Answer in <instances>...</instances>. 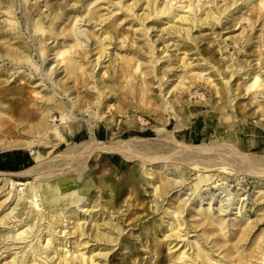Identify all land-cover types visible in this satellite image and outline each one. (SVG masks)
I'll return each mask as SVG.
<instances>
[{
	"label": "bare ground",
	"instance_id": "bare-ground-1",
	"mask_svg": "<svg viewBox=\"0 0 264 264\" xmlns=\"http://www.w3.org/2000/svg\"><path fill=\"white\" fill-rule=\"evenodd\" d=\"M22 1L28 8L24 14L37 46L36 55L42 64L56 49V65L41 69L40 62L33 60L31 45L19 33L16 0H0V61L17 65L11 76L22 66L30 70L21 71L13 87L1 86L10 75L0 82V152L28 149L35 162L17 172L0 171V198L4 197L0 202V225L12 223L7 234H3L6 229L0 230V256L19 249L4 256L2 260L10 259L3 263L0 260V264H107L109 250L116 245L120 250L127 249L125 237L117 238L126 227L122 206L117 205L122 182L96 178L94 173L116 158L122 165L139 159L123 180L131 188L123 200L126 208L132 204L133 192V199H141L144 190L139 183L145 180L153 188L151 209H162L158 219L144 225L146 242L155 239L156 246L140 244L148 250L144 254L153 253L155 261L141 258L140 264H164L163 255L158 257L164 243L171 264H264V226L259 227L264 223H259L264 221V182L256 187L254 193L258 195L251 204L252 208L261 202L260 213L247 215L239 222L229 218V224L224 218H214L209 206L197 209L198 202L187 206L202 189L218 186L216 177L224 174L221 179L226 181L231 171L246 166L238 158L207 153L212 150L208 145L223 144L219 142L222 135L232 131L236 140L242 134H252L253 148L259 146L256 132L264 130V0H101L100 4H94L96 0ZM244 8L245 12L236 16ZM34 12L39 14L35 20L31 18ZM69 14H73L71 21L61 28L60 23ZM126 24L130 27L123 28ZM154 25L166 27L151 36ZM206 30H211L208 35L203 33ZM117 39L118 46L126 49L113 56L111 46ZM3 64L0 71H11L1 68ZM59 65L64 75L57 79ZM35 75L41 86H46L44 90L27 85L36 81L30 80ZM48 86L52 90L48 91ZM191 94L195 95L194 101L189 98ZM136 116L143 122L139 129ZM202 117L221 124L213 138L218 137L207 146L197 145L198 154L188 150L177 155L182 151H175L177 145L189 148L177 140L182 129L190 119ZM83 118L89 138L77 143L82 138L78 130ZM146 119L166 130L171 119L177 120V130L171 136L176 146L137 139L149 133L144 128ZM102 124L109 128L113 139H118L116 142L98 137ZM125 136L130 139L122 140ZM61 148L65 151L53 160L41 154ZM219 155H223L222 160H218ZM101 159L105 162H99L98 167L90 166L89 162ZM163 159H170L168 166L177 173L157 185L147 176L154 173L157 178L155 169L164 163ZM246 160L261 166L253 167L252 172L264 181V160L253 155L246 156ZM152 165L156 168H148ZM111 174L115 175L107 173ZM188 184L190 194L175 199ZM14 187H19V192L13 199ZM170 192L176 193L174 203L164 208ZM89 199L88 204L93 201V205L83 210ZM221 199L217 201L219 211L228 215L229 206L221 204ZM244 200L238 197L235 203H240L239 213ZM97 206L107 218H93L91 209ZM188 208L198 210L201 216L193 224L182 216ZM78 209L84 211V221L76 214ZM91 214L92 223L85 225ZM114 214L118 218H113ZM165 215L173 223L167 220L163 227ZM255 226L260 230L250 236ZM227 228L229 238L225 240L220 232ZM160 232L168 243L158 240ZM191 232L195 234L190 236ZM9 238L18 242L8 243ZM90 241L96 242L93 249L88 246Z\"/></svg>",
	"mask_w": 264,
	"mask_h": 264
},
{
	"label": "rangeland",
	"instance_id": "rangeland-1",
	"mask_svg": "<svg viewBox=\"0 0 264 264\" xmlns=\"http://www.w3.org/2000/svg\"><path fill=\"white\" fill-rule=\"evenodd\" d=\"M86 2H88V1H86ZM16 3H17L16 4L17 9L15 11V17L17 18L16 20L19 23V27H18L19 33L21 35L23 34V36L26 37L25 41L28 42V44L31 45V48L33 49L32 58L34 61H37V63H38V62H40V60H39L38 56L36 55V47L37 46H36V44H34V41L31 37L33 33L29 32V30H28L31 26H28L29 21H26V19H25L26 16L24 14L25 11L26 12L28 11V8H26V6H23L22 0H16ZM96 3L100 4L101 0H96L94 4H96ZM44 9L45 8H43V10ZM237 10H238V8L233 10L230 14L235 13ZM245 10H246V8H244L241 12L236 14V16L240 15L242 12H245ZM38 16H39V14L37 12H34L31 15V18L33 20H35ZM72 16H73V14H69L67 17H65L64 21L62 20V22L60 23L59 26L62 28L65 24L70 22L72 19ZM33 20H31L30 22H32ZM242 22H244V21H242ZM80 24H83V22L81 21ZM238 26H239V24L236 27H238ZM129 27L130 26L128 24H126V25H124L123 28H129ZM165 27H166L165 25H161V26L154 25V28H152L150 30L151 36H152V34H154L158 30L163 29V31H164ZM82 28L83 29L85 28L87 30L86 26H82ZM260 28H261L260 25L256 27L257 30H259ZM210 31L211 30H206L203 33L208 35L210 33ZM217 32H220V30H217ZM223 32H224V30L221 31V34H223ZM164 36H166V34ZM212 36H215V35H212ZM255 36H258L257 31L255 33ZM14 41L15 40H13V42ZM51 41H52V39L49 40V42H51ZM90 41L91 40H89V43H90ZM119 42H120V40L117 39L116 42H114L111 46L110 52L113 56L117 52L123 53V51L126 49V47L121 48L120 46H118ZM85 43L86 42H84V44ZM92 47H93V45H92ZM170 49H173V48L170 47ZM251 49H255V46H254V48H251ZM227 50H230V47H228ZM230 51H232V50H230ZM55 52H56V49L49 53L50 55L42 64L40 62L39 65H41V69H44V68L46 69L48 66L53 68L56 65V62H55L56 59L54 58ZM118 56H120V55H118ZM162 60H164V59H162ZM2 63H4V64L1 66V68H10L11 71H9V72L0 71V82L4 81L6 78H8L10 73L13 71L12 69L17 66V65H11L12 63H10L6 60L4 62L0 61V64H2ZM106 64H108V63H106ZM59 67H60V65L57 66V68H59ZM26 68H27L26 66L16 68L17 69L16 73L13 76L10 75V77L8 78V81L3 82L1 84V86H3V87L15 86L18 83V80H17L18 74ZM62 69L63 68L61 67L57 71V73L60 74L59 76L56 77L57 79L64 75V72L60 73L62 71ZM97 69H98V67L95 69V71ZM28 71H30V70L29 69L25 70V72H28ZM34 73L35 72H33V74ZM53 77H54V74H53ZM33 78H35V79H30V80H36V81H32V83H27V85L29 87H35L39 91H42V89L44 90V88L46 86L45 87L41 86L42 83L39 82V76L35 75ZM234 78L235 77H233L232 79H234ZM171 81L172 80H169L168 82L170 83ZM231 82L233 83L234 80ZM47 85H50V84L48 83ZM155 86H157V83L155 84ZM47 90L48 91L52 90L51 86H48ZM43 93H46V91H44ZM189 98H191L194 101L195 95L191 94V95H189ZM112 100L113 99H111V101ZM106 110L108 111L109 109L107 108ZM107 114L112 115V112H107ZM142 118H143V116H142ZM85 120H86V118L82 119L83 122H81V124H83V125L78 130L79 131L78 133H80V136H82V138H79L76 141L77 143L84 141V140H87L89 138ZM135 120L137 123L136 128L139 129V127H141L143 125V122L140 120L139 116H136ZM171 123L172 124L170 125V127L166 130L161 125H158V124L153 123L150 120L146 119L144 128L147 131H149V133H147L144 136L139 135V136H137V139H140L141 141L152 142V143H156V142L170 143L173 145V147H175L176 144L171 140V136L177 130V128H176L177 120L171 119ZM253 123H255V120H253ZM220 125L221 124H218V122H214L213 120H209L208 118H205V117H202L198 120H196L194 118L190 119L186 123L184 128L182 129V133L180 134V136L177 137V140L186 144L187 146H189V148L179 147L177 145V147L175 148V151H179L182 149L181 153L178 152L177 155L182 154L183 152L188 151V150L193 152V153L199 152V150H196L195 147L197 145H204V144L207 146L208 143H211L210 140L217 138L218 136H216L215 138H213V137L215 136L217 129L221 127ZM116 127H118V124ZM225 131H227V129ZM98 132H99L98 137L105 142H110V141L116 142L118 140V139L112 138L111 131L104 124H102L101 127H99ZM256 134H258L256 141L259 144V146L257 148H253V146L251 144V140L253 139L251 137L252 134H250V133L248 135L242 134L241 136H238V138L236 140L235 139L236 136L233 135L232 131H228V132H226L225 135H222L223 140L219 141V142H222L223 144L218 145L216 147L209 146V145L207 146V148L212 149V150H208L207 153H211V152L216 153V154L221 153L223 155L225 154L224 156H226V157H235V158L239 159V161L241 162V165L246 164V166L242 167L238 171H235V170L231 171L230 175L226 177L227 178L226 181L221 179V176H224V174H221L218 177H216L218 180L216 182V184H219V185L216 186L215 188H213V190L212 189H208V190L202 189L200 192L197 193V196H195V198L192 202H191V199L188 201L187 206H188V204L193 203V202L194 203L198 202L197 203L198 204L197 209H198V207L199 208H202V207L206 208L209 206V208L211 209L210 212L214 216V218H218V217L224 218V220H226V222H228L229 224L232 222V220L228 221L229 218H233V220L239 222L241 220H244L247 217V215L249 217H255L256 214L260 213L259 209L261 208V206H260L261 202L256 204L252 208H251V204L253 202H255V199L257 198V195H258L256 193H254L256 190V187L259 185V183L264 182V181L259 180V179H261V177H258L259 179L254 177V176H258V175L253 174L252 168L254 167L255 169H258V168H261V166L256 165V164L255 165L250 164V162L248 160H246V156H251V155L255 156L256 158H261L264 160V130H262L261 133L256 132ZM52 139L54 142L56 141V140H54L53 137H52ZM123 139L124 140L130 139V136H125L122 138V140ZM74 144L75 143H73V145ZM13 151H22L23 154L19 155L21 160L19 161V157H18V159H16V163L13 164L14 170L4 169V170H0L1 172H5V173L17 172V171H20V170L25 169L27 167L29 168V167H32L35 165L32 154H30V151L28 149H24V148L1 151L0 152V165H4V166L7 165V164H3L4 163V155L6 153L13 152ZM64 151H65L64 148H61V149L56 150L54 152H52L51 149H47L45 152L41 151V154H44L46 156V158L48 156H51L49 158V160H53V158H59L56 156L62 154ZM170 154L174 155L176 153L171 152ZM223 155H219L220 158L218 160H222ZM25 156L28 157L27 160H24ZM138 161H139V159L129 161L126 165H122V164H117V158H116V160H113L111 164L105 163V166L101 167L99 170L94 171L96 178L109 177V178L113 179V182L115 184L116 183L119 184L120 182H122L121 188H120L122 194L120 196V200L117 202V205L122 206V211L124 212V216H123L124 217V225L126 227H125V231L122 234L117 235V238L119 239L121 236L125 237V243L127 244L128 248L124 249V250H120L119 245H116L113 249L109 250V252L107 254V258H109L110 261H109V263L107 262V264H140L141 262H139V261H142L141 258H144V260L150 258L151 263L155 261V258H151L153 253L144 254V251H148V250L145 249V247H140V244H143V243L145 245H149V246H156L155 245V239L154 240L147 239V242H146L147 231L144 230V225L148 224L150 221H152L154 219H158L161 216V212H162V209H160L159 211H154L151 209V206L154 205L152 202L153 197H154V193L152 192V189H153L152 185H149L145 180H141V182L139 183L140 188L144 190V192L141 193V199L140 200L133 199V196L135 195L133 192V194H131L132 196L130 197V199L132 201L131 206L126 208L125 204H123V200H125V198L128 196V194L130 193V190H131V188H129V185L123 184V180L127 179V174L129 172V170L131 169L133 164L137 163ZM163 161H164V163H159V167H157V168L155 167V165L148 166V168H156L155 169L157 172L156 175H158L157 178L155 177L154 173H153V175H150L147 177L153 178L150 180H153L155 182L157 181V183H156L157 185L159 184V181L161 179H163V178L166 179L167 176L174 178L175 177L174 174L177 173V171H175L174 169H170L171 166H168L169 163L171 162L170 159H163ZM99 162L103 163V162H105V159H101L100 161L93 162V163L91 161V162H89V164H90V166L93 165L92 168H96V167H98ZM165 169H167V170H165ZM110 171L113 172L115 175H112V174L107 175V173ZM164 171H165V173H163ZM191 173H194V172L191 171ZM167 174H169V175H167ZM251 177H253V178H251ZM262 178H264V177H262ZM29 180L33 181L34 178H29ZM256 181L258 184H256ZM188 187H190V184L186 185L182 190L178 191L175 199H177L180 196H181V198H186L188 196V194H190V191H191L188 189L186 190V188H188ZM7 191H8V189L5 192H7ZM96 191H97V189L95 190V192ZM18 192H19V187H14L12 192H11V194L14 195L13 199L18 194ZM95 192L93 194H95ZM175 194L176 193H173V192H170L168 194L166 200L163 202L164 208H166L169 205H172V203H174V200H175L174 195ZM213 194H214V196H212ZM235 195H238V197H241V198H242V196L246 198V200H244V202H243L244 205H243V208L241 210V213H239V208H238L240 206V203L235 204L237 202V199H238V197L234 198ZM201 196H202V198H201ZM193 197H194V195H192L191 198H193ZM3 198H0V202L3 200ZM105 199H104V197L102 198V200H105ZM220 199L223 200L221 204H225V206H229L228 211H227L228 215H221L222 212L219 211ZM210 200H211V202L209 203V205L206 204ZM252 200H253V202H252ZM89 201H90V199L85 202L86 206H84L83 210L86 207H90L93 205V201L90 202V204H88ZM217 201H219V202H217ZM199 203H201V205ZM187 206H186V208H187ZM7 207L8 206L3 208V211ZM192 207H193V205L191 204L189 206V208H192ZM77 208H79V207H76L75 210ZM189 208H188V210L184 211L182 216H185V218H187L189 220V223L193 224L192 222H194L196 219H199L201 216H200V214H198V210L192 209V211H191ZM79 209H81V207ZM79 209L77 210L76 214H78V217L81 216V221H84L83 218H86V215H83L84 211L80 212ZM100 211H101L100 206H97V207H94L91 209L92 214H94V217H93L94 219H100L101 218L100 216H102V218H107L106 214L102 215V214H100ZM232 212L236 213V214L234 215V214H232ZM92 214L90 215V217H87V219L85 220V222H86L85 225L89 221H91L90 223H92ZM118 214H114L113 218H115V217L118 218ZM243 214H245L244 217H243ZM236 216H239V217H236ZM72 220L73 219H71L70 221H72ZM167 220L170 224L173 223V220H170L169 217L166 216L163 220L164 222L162 223L163 227L165 226ZM100 221H101V219H100ZM262 222H264V221H260L259 223H262ZM65 224H66V222H64V225ZM262 224H264V223H262ZM262 224H259L260 229L264 226ZM11 225H12V223H10L9 225H6L5 227L0 225V230L6 229V232H4L3 234H7L11 228ZM71 226H72V224H69V227H71ZM16 228L17 227H15V229ZM168 228H165V230ZM229 228H231V227H229ZM257 228H258L257 226L254 227L250 236L252 234L255 235L259 232L260 229H257ZM67 230H68V228H65V231H67ZM227 230H228V228L224 229L222 232H220V233H222L221 235L225 240H227L229 238V232L226 233ZM230 232H231V230H230ZM199 233L202 234V230H199ZM224 233H226V234H224ZM9 234H11V233H9ZM194 234H195V232H191L189 235L191 236ZM167 239L168 238L164 237L162 235V232H160L158 240L159 241L163 240L164 242L167 241V243H168L169 240H167ZM191 239H193V238H191ZM8 240H9L8 243L18 242L16 240L10 239V238ZM95 244H96V242L90 241L88 243V246H89V248L93 249L95 247ZM165 247H166L165 243H164V245L160 246L162 252L159 254L158 257H161L163 255L164 264H171V261H169L170 255L167 254L168 251ZM208 247L209 246H207V248ZM18 250H12L9 253H15ZM96 252H97V250H95V253ZM9 253L3 252V254L0 256V260H2V258H4V256H7V254H9ZM133 256H134V258H132ZM9 259L10 258H8L6 260H2V263L8 261ZM134 259H135V261H134Z\"/></svg>",
	"mask_w": 264,
	"mask_h": 264
},
{
	"label": "trees",
	"instance_id": "trees-1",
	"mask_svg": "<svg viewBox=\"0 0 264 264\" xmlns=\"http://www.w3.org/2000/svg\"><path fill=\"white\" fill-rule=\"evenodd\" d=\"M23 154L22 151H13V152H9L6 153L4 155V163L3 164H7V165H0V170H4V169H8V170H14L13 164L16 163V159H18L19 155ZM27 156L24 157V160H27ZM20 157H19V161H20ZM22 163V162H21Z\"/></svg>",
	"mask_w": 264,
	"mask_h": 264
}]
</instances>
